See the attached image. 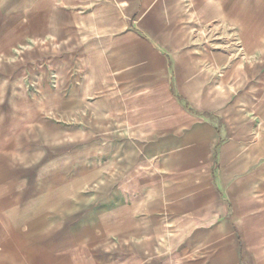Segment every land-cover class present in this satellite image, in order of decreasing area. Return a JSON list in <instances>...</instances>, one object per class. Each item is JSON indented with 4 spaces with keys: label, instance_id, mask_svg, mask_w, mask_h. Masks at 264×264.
I'll list each match as a JSON object with an SVG mask.
<instances>
[{
    "label": "crops",
    "instance_id": "obj_1",
    "mask_svg": "<svg viewBox=\"0 0 264 264\" xmlns=\"http://www.w3.org/2000/svg\"><path fill=\"white\" fill-rule=\"evenodd\" d=\"M0 264H264V0H0Z\"/></svg>",
    "mask_w": 264,
    "mask_h": 264
},
{
    "label": "rangeland",
    "instance_id": "obj_2",
    "mask_svg": "<svg viewBox=\"0 0 264 264\" xmlns=\"http://www.w3.org/2000/svg\"><path fill=\"white\" fill-rule=\"evenodd\" d=\"M30 143L34 144V141H30ZM211 160L214 161V156H212ZM105 249H109V246L107 244L105 245Z\"/></svg>",
    "mask_w": 264,
    "mask_h": 264
},
{
    "label": "bare ground",
    "instance_id": "obj_3",
    "mask_svg": "<svg viewBox=\"0 0 264 264\" xmlns=\"http://www.w3.org/2000/svg\"><path fill=\"white\" fill-rule=\"evenodd\" d=\"M232 120V119H231ZM232 122V121H231Z\"/></svg>",
    "mask_w": 264,
    "mask_h": 264
}]
</instances>
